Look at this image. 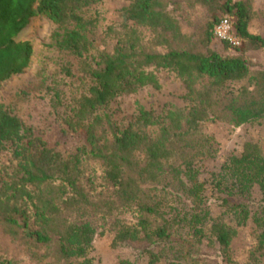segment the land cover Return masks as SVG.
Returning <instances> with one entry per match:
<instances>
[{
  "label": "trees",
  "instance_id": "obj_1",
  "mask_svg": "<svg viewBox=\"0 0 264 264\" xmlns=\"http://www.w3.org/2000/svg\"><path fill=\"white\" fill-rule=\"evenodd\" d=\"M101 1L0 0V84L28 67L31 43L17 37L39 16L76 59L62 71L83 89L60 119L79 139L67 157L0 106V144L12 143L16 161L0 170V234L40 264H98L94 241L105 235L133 252L116 264H264V131L223 152L203 130H264V68L248 57L264 48L254 0H125L100 31ZM225 16L237 44L214 32ZM163 72L181 81L180 104L138 105L121 126L99 111L160 89ZM0 264L20 260L0 254Z\"/></svg>",
  "mask_w": 264,
  "mask_h": 264
},
{
  "label": "rangeland",
  "instance_id": "obj_2",
  "mask_svg": "<svg viewBox=\"0 0 264 264\" xmlns=\"http://www.w3.org/2000/svg\"><path fill=\"white\" fill-rule=\"evenodd\" d=\"M127 5L125 0H102L97 6L100 20L99 28L102 31L108 23L113 10H119ZM256 13L255 25L261 33H264V0H254ZM181 14H185L184 12ZM189 14H185L181 21L184 28L192 32L196 28L194 18L192 24L187 22ZM56 26L48 19L34 17L30 23L18 35L17 40H27L31 43L33 54L28 67L21 73L10 76L0 84V106L10 114L16 116L21 124L22 131H28L41 137L48 146L55 148L67 157L78 143V135H64L60 119L69 115L72 98L80 95L83 89L79 86L74 76L62 71V67L70 65L72 71L76 69V59L62 52L51 44V33ZM253 68H264V48L252 50L248 53ZM163 85L160 89L143 88L134 95H128L109 101L99 111L110 114L111 120L116 126H121L132 120L137 106L152 109L156 113L162 112L164 106L169 103H181V81L173 74L161 73ZM58 91L60 99L55 92ZM203 130L221 143V151L239 152L242 141L248 137L262 134L261 126H245V128H233L220 122H208ZM14 146L5 141L0 144V170L13 167L11 152ZM217 161L206 163L207 168L215 167ZM242 240L245 235H242ZM110 236L98 237L94 241L93 255L98 264H116L118 256H131L132 251L127 249L114 250L109 247ZM243 243L240 241L235 248ZM0 254L14 256L20 260V264H40L33 261L26 249L16 246L9 238L0 234Z\"/></svg>",
  "mask_w": 264,
  "mask_h": 264
},
{
  "label": "built area",
  "instance_id": "obj_3",
  "mask_svg": "<svg viewBox=\"0 0 264 264\" xmlns=\"http://www.w3.org/2000/svg\"><path fill=\"white\" fill-rule=\"evenodd\" d=\"M214 32L216 36L220 39H226L234 44L238 43L237 39L233 36L231 32V25L229 19L226 16L223 17V19L215 27Z\"/></svg>",
  "mask_w": 264,
  "mask_h": 264
}]
</instances>
